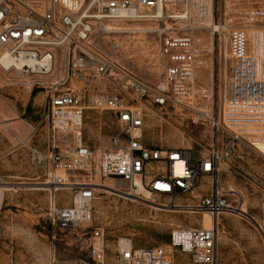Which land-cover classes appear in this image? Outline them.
I'll return each instance as SVG.
<instances>
[{"label": "built area", "instance_id": "2783aa9c", "mask_svg": "<svg viewBox=\"0 0 264 264\" xmlns=\"http://www.w3.org/2000/svg\"><path fill=\"white\" fill-rule=\"evenodd\" d=\"M190 1L0 0V55L27 60L10 67L48 79L44 87L52 127L72 137L64 148L54 144L46 155L43 183L49 196L47 215L55 230H83L92 218L98 185H108L105 181L113 178L128 184V190H120L123 195L145 198L166 209L211 214L212 228L204 227L202 215L200 225L174 230L171 245L189 253L197 264H219L218 218L240 211L221 184V163L228 162L241 143L260 152L258 145L264 144L260 73L264 42L258 39L254 47L249 34L250 27L264 31V9L246 10L239 16L243 26L230 32L233 62L223 105L213 120L225 140L217 138L208 149L200 143L189 148L155 145L145 137L148 110L164 108L194 84L201 38L188 33L164 36L160 49L164 77L156 83L146 82L125 65L117 56L120 41L107 38L108 22L155 21L169 5L186 11ZM89 110L110 111L116 118V130L104 148H93L86 135ZM73 170L89 179L69 181L65 173ZM160 199L169 202L160 204ZM81 233L87 257L69 264H174L163 246H135L132 240L128 247L119 241L109 258L102 228Z\"/></svg>", "mask_w": 264, "mask_h": 264}, {"label": "rangeland", "instance_id": "374dc122", "mask_svg": "<svg viewBox=\"0 0 264 264\" xmlns=\"http://www.w3.org/2000/svg\"><path fill=\"white\" fill-rule=\"evenodd\" d=\"M245 1L213 0V20L208 25L204 22L206 0H191L186 11L170 6L172 15L184 17L123 22L126 26L139 23L151 27L135 39L136 44L131 39L138 34H116L121 43L117 56L146 82L156 83L164 77V58L160 53L164 36L188 33L203 43L198 59L201 63L195 68L190 89L164 108L148 110L145 137L149 143L174 148L200 143L208 149L217 138L225 140L213 120H217L223 105L233 62L229 35L233 28L243 26L239 16L246 11L230 4ZM216 22L224 28L215 31L212 23ZM253 30L249 28L251 44ZM127 41L133 46L128 48ZM47 81L14 69L8 71L0 65V186H7L0 187V264H52L54 260L59 264L80 263L87 257L81 231L93 227L104 230L109 258H113L117 243L127 239L135 246H163L174 264H197L189 253L173 247L171 238L181 226L200 225L203 214H192L183 207L166 209L145 198L106 193L104 187H97L92 218L83 224V230H55L47 215L49 196L43 184L46 155L54 144L64 148L72 137L52 127L44 87ZM116 127V118L110 111L89 110L86 114V135L93 148L108 146ZM258 146L262 152L241 143L234 156L221 163V184L232 193L231 202L239 205L240 211L226 212L218 220L219 264H264V144ZM71 178L88 180L79 173H73ZM117 183L128 190L127 183ZM61 194L71 196L67 191ZM210 221L203 217L206 226Z\"/></svg>", "mask_w": 264, "mask_h": 264}, {"label": "bare ground", "instance_id": "6f19581e", "mask_svg": "<svg viewBox=\"0 0 264 264\" xmlns=\"http://www.w3.org/2000/svg\"><path fill=\"white\" fill-rule=\"evenodd\" d=\"M199 1H203V0H199ZM206 1H207L208 8H207V10H205V13H206L205 19H206V21H204L205 19L203 21L205 23H207V25H208V23L211 20H213L212 19V8H211V5H212L213 0H206ZM230 5L236 6L237 7V10H251V9H255V8H263L264 9V0H246L245 2H238V3L230 4ZM170 6L171 5H169L167 8H164L162 10V12L160 13L161 18H164L165 16H176V17H184L185 16V15L183 16L181 14H176V15L174 14V15H172L171 12H170ZM202 14H203V12L201 13L200 16H202ZM125 20L126 19L116 20V21L108 22L107 23V29H108V32H109V34L107 36L108 39H115V40L118 41L116 34L128 32V33H131V34H138L136 37H132V39H131L132 42L134 40V44H136L135 39H139L142 36L143 32H147L149 29H151V27L145 28V27L141 26L142 24H139V23L136 24V26H126L127 24L126 23H123V22H126ZM158 20L159 19H157L155 21H158ZM131 21H134V20H131ZM147 21H149V20H147ZM207 27H209V26H207ZM212 28L215 31H218V30L220 31L224 27H223V25L218 24V22H216V23H212ZM253 31H254V34H253L254 42H252V44H254V47H255L256 44H257V40L258 39L264 42V31H261V30H253ZM132 42L127 41L128 48L130 46H133V43ZM254 51H256V49H254ZM263 62H264V57H262L261 62H260V67H261L260 73H261V75H264V65H263ZM23 63H27V60L22 59V58L12 59V58L8 57L7 55H5L4 52H1V55H0V65L3 68H5L6 70L10 71L11 70V67L10 66L13 65V64H16L17 66L20 67ZM16 71H18V70H16ZM18 73H21V72L18 71ZM73 173H79V176H82L83 175V176H86L89 179L88 175H86L82 171H80V170H73V171H68V172L65 173V176H66V178L69 181H74L71 178ZM109 180H112L114 182L113 183H110L108 185H102V184H100L98 186L104 187V192H106V193H110V194H113V193L114 194H121L120 193V190H122V188H121V186L118 185V183H117L118 180L113 179V178H111ZM34 184L37 185L38 183H34ZM0 187L2 189L7 188V186L5 185V183H2V185ZM41 189H44V187H41ZM1 194H2V192H0V197H1ZM204 213H205V215H208V216H204ZM221 215L222 214H220V216ZM220 216H219V218H220ZM203 217H204V221H206L207 219L211 220L210 221L211 222L210 225L209 226H206L205 224H203L204 227L205 228H208V229L209 228H212L213 225H214V217L211 214L207 213V212H203ZM120 242H121V246L122 247H128L129 246V240H127V239H122V240H120Z\"/></svg>", "mask_w": 264, "mask_h": 264}, {"label": "crops", "instance_id": "0c3cea01", "mask_svg": "<svg viewBox=\"0 0 264 264\" xmlns=\"http://www.w3.org/2000/svg\"><path fill=\"white\" fill-rule=\"evenodd\" d=\"M224 257H222V261L225 262L226 260L223 259ZM221 259V256H220V251H219V260Z\"/></svg>", "mask_w": 264, "mask_h": 264}]
</instances>
